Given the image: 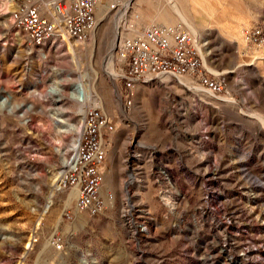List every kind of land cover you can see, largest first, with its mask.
<instances>
[{"label": "rangeland", "instance_id": "1", "mask_svg": "<svg viewBox=\"0 0 264 264\" xmlns=\"http://www.w3.org/2000/svg\"><path fill=\"white\" fill-rule=\"evenodd\" d=\"M24 1L69 3L0 0V264H264V53L242 36L264 26V0H175L187 24L167 0H134L125 17L129 0H112L86 40L40 46L12 21ZM117 25L119 44L192 27L228 94L168 75L125 93L118 44L107 59ZM90 108L115 125L93 216L73 189L52 191Z\"/></svg>", "mask_w": 264, "mask_h": 264}, {"label": "built area", "instance_id": "2", "mask_svg": "<svg viewBox=\"0 0 264 264\" xmlns=\"http://www.w3.org/2000/svg\"><path fill=\"white\" fill-rule=\"evenodd\" d=\"M108 1L112 0H69L67 6L62 1L48 5L24 1L12 13V21L29 35L35 46L51 39L82 42L98 25L97 8H108ZM242 36L246 45L264 53V26L246 28ZM118 45L116 60L121 67L119 79L125 93L137 83L168 75L175 79L189 76L212 95L228 94L223 82L203 72L198 39L183 27L151 26ZM114 131V123L97 108H90L82 117L78 143L55 188L56 193L76 189L75 212L93 216L103 205L100 169L108 153V135ZM50 245L62 249L57 235L51 237Z\"/></svg>", "mask_w": 264, "mask_h": 264}, {"label": "bare ground", "instance_id": "3", "mask_svg": "<svg viewBox=\"0 0 264 264\" xmlns=\"http://www.w3.org/2000/svg\"><path fill=\"white\" fill-rule=\"evenodd\" d=\"M133 1H134V0H129V2H128L127 5L125 6V8H124V10H123V16H124V17L128 14L129 8H131L130 6H131V4H132ZM167 1L171 4V6H172L174 12L177 13V15L179 16V18L181 19V21L187 24L186 18L182 15V13L180 12V10L178 9V4H177V2H176L175 0H167ZM54 3H57V2H54ZM190 29H191V32L194 34V36H196V32L194 31V29H193L192 27H190ZM119 39H120V27H119V25H117V27H116V32H115L114 43H113V45H112V48H111V50H110V52H109V55H108V58H107V59L109 60V62H111V61L113 60L114 50H115V48L117 47V44H119ZM70 52H71V53L73 54V56H74V51H73L71 48H70ZM78 64H79V63H78ZM108 73H109V77H110L112 80H114L115 77H116L115 74H114V73H111L110 71H108ZM161 76H162V75H161ZM78 97H79V102L82 103V105H85V104L88 102V100H89V94H88V92H87V90H86V88H85V86H84L83 84H80V85H79V88H78ZM82 114H83V116H84V115H85V112L82 111ZM80 135H81V132H80V130H79V137H80ZM78 140H79V139H78ZM78 140L76 141L75 147H76V145H77V143H78ZM59 177H60V175L57 176V177L55 178V180H54L53 190H52L53 192L55 191L56 185H57V183H58V181H59ZM73 190L75 191V193H76V195H77V191H76V189L74 188ZM48 205H50V201H49V204H48ZM30 246H31V244L28 243V244H27V247H30Z\"/></svg>", "mask_w": 264, "mask_h": 264}, {"label": "crops", "instance_id": "4", "mask_svg": "<svg viewBox=\"0 0 264 264\" xmlns=\"http://www.w3.org/2000/svg\"><path fill=\"white\" fill-rule=\"evenodd\" d=\"M102 168H103V165H102ZM103 174V173H102Z\"/></svg>", "mask_w": 264, "mask_h": 264}]
</instances>
